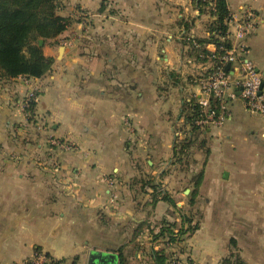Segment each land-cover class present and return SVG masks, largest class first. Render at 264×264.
<instances>
[{"label":"crops","instance_id":"obj_1","mask_svg":"<svg viewBox=\"0 0 264 264\" xmlns=\"http://www.w3.org/2000/svg\"><path fill=\"white\" fill-rule=\"evenodd\" d=\"M225 1L230 13H256L247 47L264 42V0ZM196 3L59 1L70 23L43 46L50 69L0 80V264L35 250L61 264H87L90 253L157 264L153 252L167 262L177 245L197 264H264V117L236 99L229 121L201 131L209 149L194 205L193 182L174 162L177 133L188 129L182 103L198 91L174 71L200 66L183 35L208 36ZM183 214L196 229L168 241L161 230L186 229Z\"/></svg>","mask_w":264,"mask_h":264},{"label":"trees","instance_id":"obj_2","mask_svg":"<svg viewBox=\"0 0 264 264\" xmlns=\"http://www.w3.org/2000/svg\"><path fill=\"white\" fill-rule=\"evenodd\" d=\"M60 0H0V80L5 78H13L18 76L40 77L45 74L53 64L52 57L43 54L42 46L38 45V40L43 39V43L55 38L70 23L69 17L61 16L57 13L58 3ZM196 4L202 13L205 12L203 6H206L208 1L196 0ZM216 8L215 17L210 16V21L207 23L208 36L206 38L184 36V44L190 46L193 57H200L199 53L208 54L210 50L205 47V44L214 43L216 46L223 44L224 47H229V43L219 42L214 38L213 32H220L223 35L226 30L224 21L228 18L230 12L227 8L225 0H214ZM187 41V42H185ZM191 55V52H189ZM205 61V58H202ZM34 102L30 103L29 109L32 108ZM181 115L183 123L188 129L184 131L186 135L182 141V150L190 145L185 139L193 137L195 132L202 133L195 125V120L199 115V108L195 102L194 96H190L182 103ZM175 153V150H174ZM175 156V155H174ZM202 179V172L195 174L192 178L193 189L188 194L189 204L194 205L197 188ZM146 183L154 188V193L158 189V185L146 181ZM161 198L167 200L171 205L175 202L162 191ZM154 195V194H153ZM154 197H156L154 195ZM183 221L188 223L186 229L180 228L174 233L170 229L171 225H167L161 230V233H166L168 241H176L175 236L184 234L187 231L196 229L197 224H192L191 216L183 214ZM157 264H169L165 262L166 257L159 252H153ZM231 258L224 262L237 263L240 261L236 257L231 261ZM51 264H61L60 261L51 258ZM26 262H29L27 260Z\"/></svg>","mask_w":264,"mask_h":264},{"label":"built area","instance_id":"obj_3","mask_svg":"<svg viewBox=\"0 0 264 264\" xmlns=\"http://www.w3.org/2000/svg\"><path fill=\"white\" fill-rule=\"evenodd\" d=\"M203 1H208L206 6H203L204 14L214 18L216 13L214 0ZM224 23L225 33L220 35L217 31L212 35L219 42H228L229 47L208 43L205 47L210 52L205 55L199 53V56L205 58L208 64L206 73L194 79L198 91L193 96L199 108L195 125L201 131L223 126L229 121L232 117L230 103L236 99L241 100L247 112L264 117V90L261 86L263 75L245 57L248 53L245 39L255 30L256 13L250 8H243L236 13H230ZM227 64L229 68L226 70ZM39 90L40 87L36 85L27 91L23 102L25 110H28L31 102L36 101ZM175 238L177 241L178 236ZM51 261L48 254L35 250L29 262L24 261L21 264H51ZM169 264L197 263L187 254L185 257L173 255Z\"/></svg>","mask_w":264,"mask_h":264},{"label":"rangeland","instance_id":"obj_4","mask_svg":"<svg viewBox=\"0 0 264 264\" xmlns=\"http://www.w3.org/2000/svg\"><path fill=\"white\" fill-rule=\"evenodd\" d=\"M251 35L247 36V38L245 39L246 41L248 40V38H250ZM39 40H42V44H40V46L46 45V42H48L47 40L43 43V39L40 38ZM39 40H38V45H39ZM187 42V41H185ZM261 44H264V42H260L255 44V47H248V50L250 49V51L248 53L245 54V57L257 68L260 69V71L263 70L264 67V47H261ZM51 45H57V44H51ZM60 46H64V44H58ZM185 46H187V52H191V55L193 57L192 50H190V46L188 47V44H184ZM194 58V57H193ZM192 61H194L195 63L200 64V66L196 65H192L191 63H186V67L185 70L186 72L184 73V75H180V73H177L176 71H174V75L178 76V77H174L173 81L176 82H184L185 81H194L193 79H197L200 76L204 75L207 71L208 68V64L206 61H202V59L200 57H196L194 58ZM264 80V77H263ZM28 110H30L28 108ZM200 131V130H199ZM201 132V131H200ZM177 141H176V146H175V156L174 158V162L177 165L178 169L180 170L181 175H187L188 181H191L192 178H194L195 174H198L201 169L203 168V163H205V159L207 156V152H208V147H209V135L205 134V133H198L195 132L193 137L190 139V141H188L189 139H185L187 142L190 143V145H188L186 148H184L182 150L181 145H182V141L184 140V137L186 136L182 130H180L177 133ZM191 214L193 216V221L195 222L198 215H199V211L197 210H192ZM183 235V234H181ZM180 239H178V241H174L176 244L177 243H181V241H179ZM184 250L182 247L180 248V246L177 245L176 247V251L174 253L171 254V256L168 258V262L170 261V259L172 258L173 255L180 256V257H185L186 255L183 254V252H181Z\"/></svg>","mask_w":264,"mask_h":264},{"label":"water","instance_id":"obj_5","mask_svg":"<svg viewBox=\"0 0 264 264\" xmlns=\"http://www.w3.org/2000/svg\"><path fill=\"white\" fill-rule=\"evenodd\" d=\"M42 44V40H39V45ZM63 48V46H60V50ZM229 68V64L226 65L225 69L227 70ZM257 71H260L259 68H256ZM262 75L264 76V70H262ZM263 90H264V81L261 84ZM115 259L112 255H104L101 253H90L89 259L87 261V264H114Z\"/></svg>","mask_w":264,"mask_h":264}]
</instances>
